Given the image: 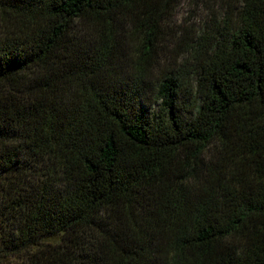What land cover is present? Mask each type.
<instances>
[{
  "label": "trees",
  "instance_id": "trees-1",
  "mask_svg": "<svg viewBox=\"0 0 264 264\" xmlns=\"http://www.w3.org/2000/svg\"><path fill=\"white\" fill-rule=\"evenodd\" d=\"M163 54L179 0H0V264H264V0Z\"/></svg>",
  "mask_w": 264,
  "mask_h": 264
},
{
  "label": "rangeland",
  "instance_id": "rangeland-1",
  "mask_svg": "<svg viewBox=\"0 0 264 264\" xmlns=\"http://www.w3.org/2000/svg\"><path fill=\"white\" fill-rule=\"evenodd\" d=\"M235 0H179L165 16L160 48L167 55L180 54L196 44L201 31L208 30L220 20Z\"/></svg>",
  "mask_w": 264,
  "mask_h": 264
}]
</instances>
